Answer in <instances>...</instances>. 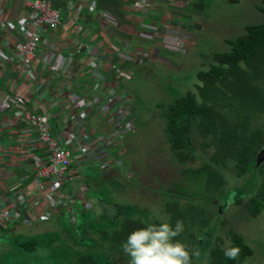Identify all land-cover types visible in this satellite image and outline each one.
<instances>
[{
  "label": "crops",
  "instance_id": "crops-1",
  "mask_svg": "<svg viewBox=\"0 0 264 264\" xmlns=\"http://www.w3.org/2000/svg\"><path fill=\"white\" fill-rule=\"evenodd\" d=\"M36 1L0 0V105L7 97L23 98L26 110L43 117L54 138L71 135L73 107L61 104L62 78L52 66L55 59L51 49L73 58L70 76L74 94L82 100L96 97L102 102L108 97L104 88L95 89L94 69H99L106 81L121 77L132 103L137 131L141 118L135 103L136 95L140 94L137 84L155 73L167 78L180 68L179 62L167 57L171 52L164 48V40L171 34L165 27L170 26L171 32L186 33L187 45L181 53L186 54L197 43L196 36L187 28L201 27L197 18L204 10L196 0L183 8L170 6L169 0H52L62 17L61 26L54 31L47 29L31 72L24 75L17 57L22 43L20 30L31 19ZM145 29L154 30L153 38L142 34ZM89 47L93 48L92 55L87 52ZM121 50L123 57H118ZM45 55H51L49 65L44 63ZM162 87L167 94L171 93L166 84L162 83ZM25 117L24 110L13 105L0 110V209L19 200L22 220L24 215L34 219L47 210V191L37 187L38 183L46 185L48 182L37 174L49 163L45 145L40 142L38 133L30 130ZM87 122L91 135L109 137L114 131V126L100 118L96 109ZM130 135L118 141L107 161L79 163L73 159L60 193L74 198L76 204L52 213L44 222L31 226L19 222L0 229V259L10 252L21 260L27 259L14 241L40 238L44 243L33 253L44 249L53 253L61 250L72 253L74 258L91 253L102 261L113 258L121 264L128 255L119 247L114 256L106 234L120 230L129 219L150 224L143 214L148 211L140 204L137 172L126 161ZM32 154L38 161H33ZM104 164H108L105 169Z\"/></svg>",
  "mask_w": 264,
  "mask_h": 264
},
{
  "label": "rangeland",
  "instance_id": "rangeland-1",
  "mask_svg": "<svg viewBox=\"0 0 264 264\" xmlns=\"http://www.w3.org/2000/svg\"><path fill=\"white\" fill-rule=\"evenodd\" d=\"M196 3L204 7L197 18L202 25L199 29L187 28L196 36V45L186 54H167L179 62L180 68L167 78L155 73L137 84L140 94L136 95L135 103L141 114L140 128L129 136L126 161L137 172L140 204L148 211L143 214L149 223L171 224L176 216L188 234L203 242L204 248L197 244L195 250L199 255H194L191 264H210L212 245L223 238L229 246L230 230L242 235L253 249L254 254L244 264H264V210L257 217L248 218L236 204L237 200L247 201L257 192L264 180V167L242 177L228 168L219 178L216 165L212 170H202L203 155L198 150V162L187 169L172 155L167 143L165 112L176 99L197 91L198 73L209 69L212 54L228 50V39L240 37L249 25L264 23L263 0H196ZM162 83L171 90L170 94ZM24 253L28 257L25 260L12 252L5 253L0 264H75L77 260L72 253L61 250Z\"/></svg>",
  "mask_w": 264,
  "mask_h": 264
},
{
  "label": "trees",
  "instance_id": "trees-1",
  "mask_svg": "<svg viewBox=\"0 0 264 264\" xmlns=\"http://www.w3.org/2000/svg\"><path fill=\"white\" fill-rule=\"evenodd\" d=\"M261 10L264 13V6ZM226 43L228 50L212 54L209 69L198 73L197 91L176 99L165 109L166 139L172 155L191 169L198 162L199 150L203 155L202 170H212L216 165L219 178L228 168L242 177L264 167V162L260 166L256 164V157L264 148V23L247 26L243 35ZM236 204L248 218L257 217L264 210V180L249 200L239 199ZM172 219L170 225L174 227L177 218ZM146 226L141 220L129 219L120 230L107 233L106 241L114 256L132 231ZM174 239L183 243L190 253L197 244L203 247V242L188 234L185 227ZM227 241L228 247L241 249L239 257L235 261L224 257L222 249L226 240L218 238L211 247L210 264H244L254 254L243 236L233 230ZM14 243L24 252L33 253L44 239ZM194 258L192 255L191 262ZM130 259L124 258L121 264H130ZM106 261L88 253L77 258L75 264H118L113 258Z\"/></svg>",
  "mask_w": 264,
  "mask_h": 264
},
{
  "label": "built area",
  "instance_id": "built-area-1",
  "mask_svg": "<svg viewBox=\"0 0 264 264\" xmlns=\"http://www.w3.org/2000/svg\"><path fill=\"white\" fill-rule=\"evenodd\" d=\"M191 1L169 0L168 3L172 7L183 8L190 4ZM61 22L62 17L54 8L52 0H37L34 3L31 19L20 30L22 43L17 57L21 63L20 69L22 74L29 75L31 72V67L37 59L39 44L43 36L47 35V29L52 31L57 30L60 28ZM170 28L168 25L165 27L166 31L171 35L167 34L164 40V48L170 52L181 54L187 45L186 33L184 31L171 32ZM156 29H158L157 26ZM153 32L154 30L152 29H145L142 34L153 38ZM87 52L89 55H92L93 48H87ZM51 53L55 59L54 65L52 64L54 71L62 78L63 92L61 94V104L65 105L68 103L73 107L72 117L70 118L71 128L73 126L71 135L68 138L52 137L47 121L43 117L29 113L25 108L26 101L21 97H7L1 103L0 110H7L12 105L24 110L30 130L38 133L40 142L47 149L49 163L37 174L38 178L45 179L48 182L46 185L38 183L37 187L40 191H47V210L34 219H27L24 215V219L22 220L20 201H12L4 209H0V229L12 227L19 222L26 226H31L36 222H44L50 219L52 213H56L61 209L72 208L76 204L74 198L65 197L60 192L64 183L65 173L71 168L73 159L79 163L92 160L107 161L111 158V150L117 148L118 141L136 132L134 110L131 100L123 88L121 77L106 81L99 69H94L92 73L97 81L95 89L99 87L104 88L108 93V97L102 102L96 97L82 100L75 96L70 76L73 58H66L61 53L52 49ZM0 54H2L1 51ZM45 56L43 57L44 63L45 65H49L51 55ZM117 56L123 57L122 50ZM122 73L128 74L127 72ZM95 109L100 118L104 119L109 125L114 126L111 136L91 135V132L87 129V119ZM31 157L34 162L38 161L36 155L32 154ZM107 166L108 164H104L102 168L105 169Z\"/></svg>",
  "mask_w": 264,
  "mask_h": 264
},
{
  "label": "clouds",
  "instance_id": "clouds-1",
  "mask_svg": "<svg viewBox=\"0 0 264 264\" xmlns=\"http://www.w3.org/2000/svg\"><path fill=\"white\" fill-rule=\"evenodd\" d=\"M147 224V222H145ZM184 231V224L177 220L175 226L169 223L147 224L131 232L122 244L124 252L131 258L130 264H191V256L199 252L189 249L174 238ZM223 255L236 260L241 249L223 246Z\"/></svg>",
  "mask_w": 264,
  "mask_h": 264
},
{
  "label": "water",
  "instance_id": "water-1",
  "mask_svg": "<svg viewBox=\"0 0 264 264\" xmlns=\"http://www.w3.org/2000/svg\"><path fill=\"white\" fill-rule=\"evenodd\" d=\"M264 162V148H262L257 157H256V164L257 166H260Z\"/></svg>",
  "mask_w": 264,
  "mask_h": 264
}]
</instances>
